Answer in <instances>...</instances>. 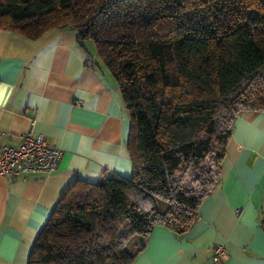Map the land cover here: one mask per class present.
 Instances as JSON below:
<instances>
[{
  "label": "trees",
  "instance_id": "obj_1",
  "mask_svg": "<svg viewBox=\"0 0 264 264\" xmlns=\"http://www.w3.org/2000/svg\"><path fill=\"white\" fill-rule=\"evenodd\" d=\"M0 27L92 40L130 119L131 176L73 183L27 264H130L156 225L183 234L236 116L264 111V0H0Z\"/></svg>",
  "mask_w": 264,
  "mask_h": 264
},
{
  "label": "crops",
  "instance_id": "obj_2",
  "mask_svg": "<svg viewBox=\"0 0 264 264\" xmlns=\"http://www.w3.org/2000/svg\"><path fill=\"white\" fill-rule=\"evenodd\" d=\"M82 43L68 28L31 38L0 27V146L32 131L62 152L52 172L0 174V264L28 263L73 183L132 174L117 82ZM214 244L224 246L227 264H264V111L236 116L220 178L190 228L176 234L156 225L130 264H211Z\"/></svg>",
  "mask_w": 264,
  "mask_h": 264
},
{
  "label": "built area",
  "instance_id": "obj_3",
  "mask_svg": "<svg viewBox=\"0 0 264 264\" xmlns=\"http://www.w3.org/2000/svg\"><path fill=\"white\" fill-rule=\"evenodd\" d=\"M89 65H93L88 60ZM81 104V100H76ZM61 150L49 144L42 133L28 131L19 135L15 144L0 146V174L5 176L26 175L31 172L49 173L55 170ZM227 252L223 245L214 244L211 247V264H227Z\"/></svg>",
  "mask_w": 264,
  "mask_h": 264
},
{
  "label": "rangeland",
  "instance_id": "obj_4",
  "mask_svg": "<svg viewBox=\"0 0 264 264\" xmlns=\"http://www.w3.org/2000/svg\"><path fill=\"white\" fill-rule=\"evenodd\" d=\"M84 42H85L86 45L89 47L90 52L92 53L93 57L96 58V60H97L98 62H100L99 59H98V57H97V50H96V46H95L94 42H93L92 40H89V39L84 40ZM100 65H102V64H100ZM127 249H129V250L132 249L131 244H128V245H127Z\"/></svg>",
  "mask_w": 264,
  "mask_h": 264
}]
</instances>
